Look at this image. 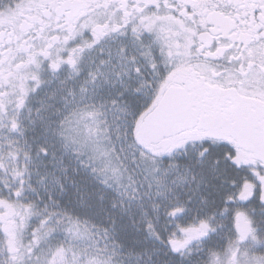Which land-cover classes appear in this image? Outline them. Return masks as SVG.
Wrapping results in <instances>:
<instances>
[{"label":"snow or ice","instance_id":"obj_1","mask_svg":"<svg viewBox=\"0 0 264 264\" xmlns=\"http://www.w3.org/2000/svg\"><path fill=\"white\" fill-rule=\"evenodd\" d=\"M0 264H264V0H0Z\"/></svg>","mask_w":264,"mask_h":264}]
</instances>
